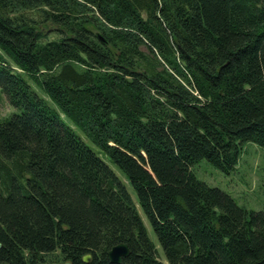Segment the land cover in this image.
Wrapping results in <instances>:
<instances>
[{
  "label": "trees",
  "instance_id": "trees-1",
  "mask_svg": "<svg viewBox=\"0 0 264 264\" xmlns=\"http://www.w3.org/2000/svg\"><path fill=\"white\" fill-rule=\"evenodd\" d=\"M0 90V264H165L138 206L168 264H264V210L193 171L264 147V0H0Z\"/></svg>",
  "mask_w": 264,
  "mask_h": 264
},
{
  "label": "rangeland",
  "instance_id": "rangeland-1",
  "mask_svg": "<svg viewBox=\"0 0 264 264\" xmlns=\"http://www.w3.org/2000/svg\"><path fill=\"white\" fill-rule=\"evenodd\" d=\"M36 17L35 13L31 12ZM47 25V24H46ZM47 39L58 38V35L52 31L51 27H47ZM36 89V88H35ZM37 92L43 96L44 93L37 88ZM53 106L54 103L49 101ZM19 108L10 105L5 94L0 90V116L9 118L15 113H19ZM61 119L66 124L72 126L74 130L83 137L85 142L96 152L99 151L98 147L91 143L82 132L73 124V122L61 114ZM100 156L111 166L116 174L124 180V175L121 171L102 153ZM193 171L197 178L204 181L210 186L218 187L222 191L229 194L238 205L247 209L259 211L264 210V147L258 145L252 141L244 142L242 145V151L238 158V162L234 169L225 173L217 167L210 164L207 160H200L193 167ZM126 181V180H125ZM126 187L135 199L136 195L131 185L126 182ZM139 213L146 226L147 233L151 240L158 248L159 259L165 264L166 258L159 245L158 239L154 230L152 229L148 219L144 215L142 209L138 206Z\"/></svg>",
  "mask_w": 264,
  "mask_h": 264
},
{
  "label": "water",
  "instance_id": "water-1",
  "mask_svg": "<svg viewBox=\"0 0 264 264\" xmlns=\"http://www.w3.org/2000/svg\"><path fill=\"white\" fill-rule=\"evenodd\" d=\"M1 247V242H0ZM129 254L128 245L124 242L113 245L107 252L108 258L113 263H120L123 257H126ZM90 258L89 254H84L82 259L83 261H88ZM41 264H73L71 261L66 260L63 262L52 261V262H42Z\"/></svg>",
  "mask_w": 264,
  "mask_h": 264
},
{
  "label": "bare ground",
  "instance_id": "bare-ground-1",
  "mask_svg": "<svg viewBox=\"0 0 264 264\" xmlns=\"http://www.w3.org/2000/svg\"><path fill=\"white\" fill-rule=\"evenodd\" d=\"M194 165H195V164H194ZM194 165H193V166H194ZM193 166H192V167H193ZM192 167H191V168H192ZM115 245H116V244H115Z\"/></svg>",
  "mask_w": 264,
  "mask_h": 264
}]
</instances>
